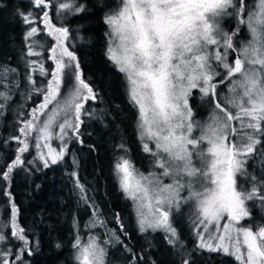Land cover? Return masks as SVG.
Here are the masks:
<instances>
[{
	"label": "snow or ice",
	"instance_id": "6c2138e0",
	"mask_svg": "<svg viewBox=\"0 0 264 264\" xmlns=\"http://www.w3.org/2000/svg\"><path fill=\"white\" fill-rule=\"evenodd\" d=\"M29 4L27 13L17 15L26 25V56L40 59L26 60L27 99H42L27 119L19 121L20 135L10 137L19 147L0 173L6 181L25 164L29 138L34 139L36 158L44 168L64 161L69 139L83 145V117H96L95 109L89 112L86 105L99 98L67 43L72 39L70 28L56 26L48 11L54 7L57 17L84 14L89 11L87 4L78 0H29ZM34 9L42 12L43 29L37 26ZM231 16L237 26L229 32L221 27V20ZM103 22L108 28L107 58L123 75L127 101L136 110L138 139L152 157L153 170L145 174L133 164L126 144L116 145L121 154L114 158L113 175L125 198L132 201L138 231L162 232L164 242L181 256V264H195L186 258L190 254L184 252L173 223L183 206H190L197 249L223 254L235 264H264V224H241L251 218L250 204L259 202L264 208V173L257 176L248 171L250 157L258 152L264 156V0H256L254 6L247 0H119L104 14ZM242 26L250 39L237 48ZM42 32L52 37L51 47L38 38ZM37 49L50 53L47 60L53 66L45 64ZM231 53L236 58L230 63ZM37 73L43 78L39 82ZM226 81L229 95L222 96L219 88ZM13 89H20L17 70L0 66V109L11 102ZM194 90L212 106L205 122L195 119L190 104ZM53 140L60 141L59 148L52 147ZM166 178L171 182L165 183ZM75 187L87 204V189L78 178ZM5 195L11 206V237L21 246L13 251L5 231L8 224L0 223V264H27L26 257L35 250L17 223L18 209L10 192L5 190ZM90 206L93 226L97 222L104 226L95 203ZM116 223L127 234L119 213ZM113 238L122 243L114 230L103 243L96 236L86 242L75 237V264H107L104 245ZM126 251L131 254L130 264H144V257L131 248Z\"/></svg>",
	"mask_w": 264,
	"mask_h": 264
},
{
	"label": "trees",
	"instance_id": "16d2710c",
	"mask_svg": "<svg viewBox=\"0 0 264 264\" xmlns=\"http://www.w3.org/2000/svg\"><path fill=\"white\" fill-rule=\"evenodd\" d=\"M250 1L247 0V3ZM78 2L86 3L89 11L60 17H57L54 7H50L48 11L56 26H67L71 30L72 39L67 43L76 51L85 79L99 93L95 103L89 102L86 105L89 112L95 109L96 117H83V145L69 139L64 161L58 165H50L49 168H44L43 162L36 158L34 139L30 138L29 152L23 154L25 164L13 170L11 180L6 181L0 177V223L7 224L10 220L11 206L9 197L5 195L7 190L18 209L17 223L25 229L29 246L35 250L34 255L26 257L27 264H75L72 243L87 220L93 216L90 205L95 203L104 226L116 231L122 241L118 243L112 239L107 256L109 264H130L131 254L126 251V247L131 248L132 253L137 256L144 257V264H181V256L163 239L145 238L135 231L130 204L123 199L113 175L114 158L121 154L116 145L121 142L129 148L128 155L135 167L140 169L139 165L143 160H150L138 139L136 110L127 101L123 75L116 71L106 55L107 26L103 17L117 6L119 0ZM30 8L29 0H0V66L15 68L20 82L19 91L13 89L11 102L4 109H0V173L15 158L19 145L10 137L20 135L19 121L27 119L28 112L42 99L38 96H33L32 100L27 99L29 85L25 78L26 60L40 58L26 56V42L23 38L26 25L22 23L17 12L27 13ZM33 11L37 14V26L43 29L42 22L39 23L42 12L39 9ZM227 25L229 30H235L237 19H229ZM244 34L241 27L235 41L236 46L243 40ZM38 38L45 41L47 47H51L53 41L46 32L39 34ZM37 50L41 51L45 64L53 66L47 60L49 52ZM35 78L38 82L43 79L38 73ZM9 79L12 77L9 76ZM194 92L195 96L190 98V104L195 118L202 120L211 112L212 106L201 100L196 90ZM219 92L221 95L225 92V84L219 88ZM27 161L33 163L28 164ZM248 171L257 176L264 173V156L259 152L249 158ZM72 173H76V176ZM77 178L87 189V204L80 199L79 190L75 187ZM249 208L251 218L242 221V225L248 227L264 224V208L259 202L250 204ZM117 213L122 218L127 234L121 232L116 223ZM5 231L13 251L20 248V243L11 237L8 227ZM180 236L184 252L190 254L186 258L195 264H235L233 259L223 254L197 249L195 239L190 237L187 230L186 235L180 233ZM57 244L61 246L57 247ZM3 247L7 248L8 245Z\"/></svg>",
	"mask_w": 264,
	"mask_h": 264
},
{
	"label": "rangeland",
	"instance_id": "374dc122",
	"mask_svg": "<svg viewBox=\"0 0 264 264\" xmlns=\"http://www.w3.org/2000/svg\"><path fill=\"white\" fill-rule=\"evenodd\" d=\"M255 4H256V0H251L248 5L249 6H254ZM233 18H236V17L235 16H231V17H224V18H222V20H221V27L224 30H226V31H229V32L233 31L234 29L229 30V27L227 25V22H229V19H233ZM50 19H51V17H50ZM39 23H41V22L39 21ZM233 24L235 25L234 22H233ZM242 27H243V32L245 34L243 36V40L237 45V48H239L241 46V44L246 43L250 39V34L248 32L247 27L246 26H242ZM107 31H108V28H107ZM236 40H237V37H236ZM52 41H53V39H52ZM53 43H54V41H53ZM107 46H108V38H107ZM49 55H50V53H49ZM235 58H236V53H231L229 62L231 63ZM220 71L222 72V74H226V73H223V70L222 69H220ZM228 83L229 82H227V81L225 82V92L222 94V96L229 95V92H228ZM197 94L200 96V93L198 91H197ZM210 114H211V112L205 118H203L202 120L201 119H198V118H195V119L197 121H200V122H205V121L208 120ZM194 116H195V114H194ZM57 131H58V129H57ZM195 134L198 136L199 135V132H196ZM29 142H30V138H29ZM34 143H35V141H34ZM59 145H60V141H58V140H53L52 141V147L59 148ZM206 147L207 146L205 145V148ZM153 148H154V146H153ZM35 151H36V155H37V150L35 149ZM45 152H46V150H45ZM147 155L150 157V160L149 161H146V160L144 161L143 160L142 163H140V165H139L140 169L138 168L141 172H143L145 174H148L150 171L153 170L152 157L149 154H147ZM40 162H43V161L40 160ZM156 171H159V169H156ZM170 182L171 181L169 179H167V178L165 179V183H170ZM117 185H118V183H117ZM118 189H119V186H118ZM119 191H120V189H119ZM120 193H121L123 199H125L126 201H128L129 204H130L131 211H132V216L134 218L133 221H134V229H135V231L140 236H143L145 238H149V239L150 238L151 239H159V238H161V239H163V235L164 234L162 232H152L151 230H149L146 233H141V232L138 231L137 217H136V214H135V209L133 207L132 201L129 200V199H126L125 196H124V194L121 191H120ZM182 195H185L186 196L187 195V192L182 193ZM193 211H194V209L192 207H190V206H183L182 211H180V212H178L176 214V217H175V220H174L173 223H174V226L177 228L179 234L181 233L182 235H186V230H187L188 233H189V235H190V237L192 239H195V242L197 243L196 236L194 234V229L192 227ZM94 219H95L94 216L90 217L87 220V222L84 225V227L82 228L81 232H78L77 233L76 237L79 236L80 239L83 240V241H85V242L87 241V239H88L89 236H96L97 239L101 243H103V241L109 240V237H110V234H111V230L108 229L105 226H101L98 222L95 224V226H93V224L91 222ZM99 219H100V217H99ZM223 222H226V218H225L224 221H222V223ZM7 224H8V228L10 230V233H11L10 220H9V222ZM241 224H242V221H241ZM178 227H179V229H178ZM112 243H113V240H111V243L110 244L104 245V247H106V249L108 250V248L110 247V245ZM107 264H109L108 261H107Z\"/></svg>",
	"mask_w": 264,
	"mask_h": 264
}]
</instances>
